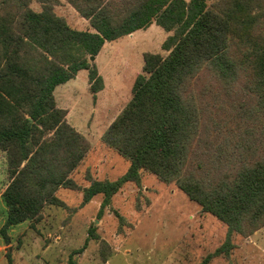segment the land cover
<instances>
[{
	"label": "trees",
	"instance_id": "16d2710c",
	"mask_svg": "<svg viewBox=\"0 0 264 264\" xmlns=\"http://www.w3.org/2000/svg\"><path fill=\"white\" fill-rule=\"evenodd\" d=\"M30 1L0 0V149L9 176L0 233L6 244L10 227L39 221L48 205L65 206L59 188L81 190L82 205L102 195L100 218L115 194L129 182L140 185L145 172L175 182L227 225L223 244L199 264L229 255L234 233L249 236L264 226V125L258 124L264 0H67L88 29L56 12L60 0H37L39 10ZM152 24L169 33L166 54L144 53L132 98L103 135L130 165L117 179L89 176V185L80 186L72 174L91 144L68 122L55 89L86 69L96 99L105 83L90 56ZM96 228L92 222L68 264H77L74 254L98 238Z\"/></svg>",
	"mask_w": 264,
	"mask_h": 264
},
{
	"label": "rangeland",
	"instance_id": "374dc122",
	"mask_svg": "<svg viewBox=\"0 0 264 264\" xmlns=\"http://www.w3.org/2000/svg\"><path fill=\"white\" fill-rule=\"evenodd\" d=\"M30 5L41 9L37 0H31ZM2 10L0 6V13ZM55 10L77 29L90 28L89 21L67 0H60ZM168 35L153 24L134 36L106 43L95 59L105 83L96 99L90 92L86 69L56 91L68 122L91 144L72 174L80 186L89 185V176L114 180L127 171L130 162L108 146L103 135L132 98L144 53L166 54L162 44ZM247 102L251 104L250 97ZM259 118L261 128L264 113ZM5 154L0 149V229L7 217L2 196L9 182ZM57 196L65 206L48 205L39 221L26 220L10 227L9 244L0 233V264H68L70 254L84 246L92 222L97 224L98 238L74 254L77 264H199L227 237L224 222L203 212L175 182H164L148 172L140 185L129 182L123 186L100 218L102 195L83 205L81 190L61 187ZM233 245L229 255L214 257L209 264H264V226L249 236L234 233Z\"/></svg>",
	"mask_w": 264,
	"mask_h": 264
},
{
	"label": "crops",
	"instance_id": "0c3cea01",
	"mask_svg": "<svg viewBox=\"0 0 264 264\" xmlns=\"http://www.w3.org/2000/svg\"><path fill=\"white\" fill-rule=\"evenodd\" d=\"M151 26H153V24H152ZM141 30L143 31L144 29H141ZM141 30H137V31H135V32H133V33H131V34H129V35H126V36H129V37H130V36H134V35L138 34ZM124 37H125V36H124ZM122 38H123V37H122ZM122 38H120V39H118V40H121ZM118 40H117V41H118ZM114 42H115V41H114ZM106 43H108V42H106ZM106 43L104 44V46L106 45ZM104 46H103V47H104ZM102 49H103V48H102ZM95 57L97 58V55H96ZM75 78H76V77H75ZM72 79H74V78H72ZM70 80H71V79H70ZM70 80L67 81L66 83H63V84H66V85H67L68 83H70ZM66 85H65V86H66ZM65 86H61V87H60V85H58V86H57L58 88L56 87V89H55V96H56V91L59 90V89H62V88L65 87ZM59 87H60V88H59ZM56 101H57V98H56ZM57 104H58V101H57ZM58 106H59V105H58ZM6 186H7V185H6ZM4 189H5V188H4ZM4 189H3V190H4Z\"/></svg>",
	"mask_w": 264,
	"mask_h": 264
},
{
	"label": "water",
	"instance_id": "95a60500",
	"mask_svg": "<svg viewBox=\"0 0 264 264\" xmlns=\"http://www.w3.org/2000/svg\"><path fill=\"white\" fill-rule=\"evenodd\" d=\"M95 59H96L95 56H90V62H91V65H92V66L95 65Z\"/></svg>",
	"mask_w": 264,
	"mask_h": 264
}]
</instances>
